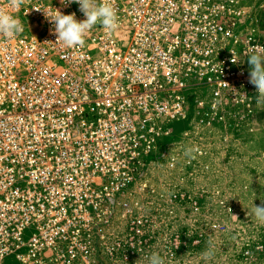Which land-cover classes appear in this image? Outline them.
Returning a JSON list of instances; mask_svg holds the SVG:
<instances>
[{"label": "built area", "instance_id": "built-area-1", "mask_svg": "<svg viewBox=\"0 0 264 264\" xmlns=\"http://www.w3.org/2000/svg\"><path fill=\"white\" fill-rule=\"evenodd\" d=\"M112 2L119 29L69 49L47 16L82 21L77 3L0 0L24 26L0 37V264L126 263L149 225L126 198L150 163L168 156L184 180L212 146L264 132L247 61L264 52V0ZM117 214L132 215L131 241Z\"/></svg>", "mask_w": 264, "mask_h": 264}, {"label": "rangeland", "instance_id": "rangeland-1", "mask_svg": "<svg viewBox=\"0 0 264 264\" xmlns=\"http://www.w3.org/2000/svg\"><path fill=\"white\" fill-rule=\"evenodd\" d=\"M259 17L264 31V16ZM229 145L228 148L212 146L200 165L187 171L184 180L177 169L168 165V156L150 163L144 178L148 188L145 191L134 188L126 198L127 208L138 212L134 217L149 219L148 227L139 237L142 245L127 246L126 263L112 257L105 259L104 264H149L153 253H159L165 264H264V225L251 215L253 205L264 200L263 194L256 189L257 195H244L246 181L236 182L228 177L220 181V177L211 176L216 163L230 157L233 144ZM248 149L241 153L244 157ZM180 188L186 192V202L172 203V191ZM126 219L116 215L115 235L131 241L129 224L133 217L128 214ZM209 248L214 252L211 259L204 256ZM7 262L16 263L13 257Z\"/></svg>", "mask_w": 264, "mask_h": 264}, {"label": "clouds", "instance_id": "clouds-1", "mask_svg": "<svg viewBox=\"0 0 264 264\" xmlns=\"http://www.w3.org/2000/svg\"><path fill=\"white\" fill-rule=\"evenodd\" d=\"M26 0H7L8 6L13 11H18ZM68 3H77L79 10L85 19L78 21L76 14L68 15L57 11L55 15L47 16L54 25V35L56 42L69 49H80L85 46L86 35L99 24L106 34L111 35L119 29V17L112 0H68ZM24 31L21 20L15 17L12 12L0 9V37L12 39L19 36ZM250 65L249 83L254 85L257 92L258 106H264V52L251 54L248 58ZM198 149L186 150L190 155ZM252 216L255 220L264 225V200L259 205H253ZM214 252L209 248L204 253L205 258L211 259ZM149 264H165L164 258L159 253H153L149 258Z\"/></svg>", "mask_w": 264, "mask_h": 264}, {"label": "crops", "instance_id": "crops-1", "mask_svg": "<svg viewBox=\"0 0 264 264\" xmlns=\"http://www.w3.org/2000/svg\"><path fill=\"white\" fill-rule=\"evenodd\" d=\"M260 12L264 16V8ZM258 19L260 20L262 18L258 17ZM259 118L261 124L264 126V106L260 107ZM256 142H260V144L255 145ZM217 144L219 145V143ZM232 144L234 145L232 147L233 149H230V157H227V160L221 157L222 159L216 163L217 167L211 176L213 178L220 177V181H224L226 177L236 182L246 181L247 186L243 193L244 195H246L245 193L250 196L257 195V189L259 190V194H263L264 197V132H261L258 137L251 138V140L249 138H247V141L237 140ZM246 148H249V153H247V157H244L241 153ZM259 169H261L260 172ZM229 170L231 175H228L230 173ZM261 184L263 186L262 188Z\"/></svg>", "mask_w": 264, "mask_h": 264}]
</instances>
